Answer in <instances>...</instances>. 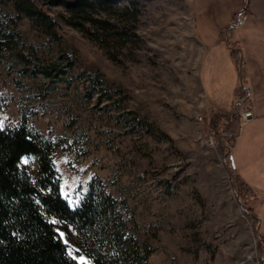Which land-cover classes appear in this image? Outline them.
<instances>
[{
  "label": "rangeland",
  "instance_id": "rangeland-1",
  "mask_svg": "<svg viewBox=\"0 0 264 264\" xmlns=\"http://www.w3.org/2000/svg\"><path fill=\"white\" fill-rule=\"evenodd\" d=\"M137 1L136 35L131 23L126 43L111 41L109 49L68 26L62 7L51 9L56 35L23 17L17 29L36 48L33 63L57 62L66 74L53 82L34 76L32 67L23 73L12 56L0 61V124L19 125L26 114L34 132L60 144L54 160L72 207L94 179L126 200L130 231L155 250L147 264H264L259 224L240 203L228 132L223 124L212 127L213 112L249 106L240 55H233L237 67L217 55L209 69L191 0ZM247 3L241 15L264 18V0ZM3 8L13 12L10 4ZM248 121L241 119L240 132ZM24 162L37 168L34 158ZM261 174L264 166L246 178L264 234Z\"/></svg>",
  "mask_w": 264,
  "mask_h": 264
},
{
  "label": "trees",
  "instance_id": "trees-1",
  "mask_svg": "<svg viewBox=\"0 0 264 264\" xmlns=\"http://www.w3.org/2000/svg\"><path fill=\"white\" fill-rule=\"evenodd\" d=\"M39 2L41 5L34 0H0V61L12 56L22 65L23 73L32 67L34 76L53 82L66 70H59L57 62L33 63L30 57L36 54V48L22 40L17 29L23 17L45 34L56 35L58 16L51 9L62 7L65 13L58 15L68 26L109 49L111 41L126 43L131 23V35H136L135 24L142 14L137 0ZM9 4L13 12L4 10L3 6ZM232 54L236 56L237 52ZM73 65L72 60L69 69ZM239 120L236 114L213 112L212 127L223 124L227 141L233 145ZM59 148L58 142L33 131L26 114H22L19 125L0 124V264H79L78 258L72 260L67 255L69 248L73 256H84L89 264H147L155 250L130 231L124 212L126 200L116 199L98 179L89 183L78 206L72 207L63 197L62 178L54 160ZM26 158L36 159L37 168L25 163ZM236 181L240 203L259 224L251 206L255 194L238 176ZM258 239L264 247V237L260 234Z\"/></svg>",
  "mask_w": 264,
  "mask_h": 264
},
{
  "label": "crops",
  "instance_id": "crops-1",
  "mask_svg": "<svg viewBox=\"0 0 264 264\" xmlns=\"http://www.w3.org/2000/svg\"><path fill=\"white\" fill-rule=\"evenodd\" d=\"M189 2L196 14L193 21L195 36L203 48L204 62L209 64V69L215 68L219 62L217 55L235 66L232 52H237L240 58L243 57L247 96L254 118L250 120L251 122L248 121V125L241 132L240 128L238 129L230 151L236 167L235 175L255 194L251 182L246 178V172L250 173L252 169L259 173L260 167L263 170L264 166V18L253 15L238 17V11L244 10L245 0ZM235 96L237 97V94ZM240 103L242 101L237 102L239 105ZM212 107L214 108L213 105ZM235 112L236 109L231 114L221 111L217 113L231 116ZM252 123L255 125L251 126ZM261 176L263 179L264 175ZM256 198L255 194L251 206L257 215ZM263 208L264 205L261 210ZM261 235L264 237V234Z\"/></svg>",
  "mask_w": 264,
  "mask_h": 264
},
{
  "label": "built area",
  "instance_id": "built-area-1",
  "mask_svg": "<svg viewBox=\"0 0 264 264\" xmlns=\"http://www.w3.org/2000/svg\"><path fill=\"white\" fill-rule=\"evenodd\" d=\"M237 114H238V117L240 118V122H241V119L242 120H251L252 118H254V112L250 108V106H246L245 109L242 111L237 110ZM229 157H230V163L232 166V170L235 171L236 167H235L234 162H233V157L231 154Z\"/></svg>",
  "mask_w": 264,
  "mask_h": 264
},
{
  "label": "snow or ice",
  "instance_id": "snow-or-ice-1",
  "mask_svg": "<svg viewBox=\"0 0 264 264\" xmlns=\"http://www.w3.org/2000/svg\"><path fill=\"white\" fill-rule=\"evenodd\" d=\"M67 183V182H66ZM51 223L53 224H57L58 221L56 220H52ZM60 236L63 237L64 233H60ZM65 244H67L68 242L65 240L64 241ZM73 250L71 248L68 249L67 255L72 259V260H76L77 257L73 256L72 254ZM79 264H89V261L87 259H85L84 257H79Z\"/></svg>",
  "mask_w": 264,
  "mask_h": 264
},
{
  "label": "water",
  "instance_id": "water-1",
  "mask_svg": "<svg viewBox=\"0 0 264 264\" xmlns=\"http://www.w3.org/2000/svg\"><path fill=\"white\" fill-rule=\"evenodd\" d=\"M247 1L248 0H245V3H246V5H245V8H247L248 7V3H247ZM244 8V9H245ZM242 12H244V10H242L240 13H238V17H240L241 16V14H242ZM239 52H240V50H238ZM242 67H243V57H241L240 58V62H239V70H240V80L242 81ZM235 107H237V105L235 106ZM237 112V111H236ZM237 134H235L234 136H236ZM227 156V155H226ZM237 195H238V199H239V191L237 192ZM260 229H261V224H259L258 225V227H257V234H258V237H259V235H260ZM263 262H264V260H263Z\"/></svg>",
  "mask_w": 264,
  "mask_h": 264
}]
</instances>
